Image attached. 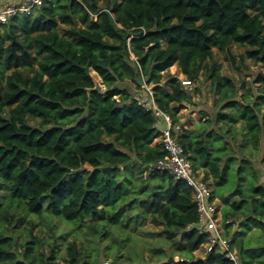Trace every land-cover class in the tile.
Instances as JSON below:
<instances>
[{
	"label": "trees",
	"instance_id": "1",
	"mask_svg": "<svg viewBox=\"0 0 264 264\" xmlns=\"http://www.w3.org/2000/svg\"><path fill=\"white\" fill-rule=\"evenodd\" d=\"M217 53L237 70L246 59L261 70L240 91ZM175 65L192 81L211 80L214 111L193 130L181 112L201 88L182 84ZM92 71L103 90L89 92ZM138 75L184 127L181 143L223 204V236L239 264H264V0H43L0 23V264H100L99 245L127 227L118 216L130 219L134 202L165 233L147 264H237L221 247L196 255L211 232L188 183L153 168L167 152L155 141L160 118L139 103L147 91ZM126 179L142 197L128 198ZM34 214L49 219L50 237L35 232ZM54 217L98 247L60 241ZM253 226L261 233L246 240ZM253 236L261 246L249 247ZM111 261L127 264L120 250Z\"/></svg>",
	"mask_w": 264,
	"mask_h": 264
},
{
	"label": "rangeland",
	"instance_id": "2",
	"mask_svg": "<svg viewBox=\"0 0 264 264\" xmlns=\"http://www.w3.org/2000/svg\"><path fill=\"white\" fill-rule=\"evenodd\" d=\"M232 51L234 54L239 55L244 52V49L236 45H233ZM216 58L220 65V71L225 75L233 76L240 85V91H243V89H245L246 85L244 82L253 79L255 73H257L258 70H261V66L256 64L254 60H251V59H246L245 61L247 65L249 66L248 68L245 67V64L243 66V63H242L240 64L241 70H237L232 65L226 53H217ZM169 71L170 73H173L176 76H178L180 79L187 78L186 75H184L179 69V67L176 65L171 67ZM92 75L94 76L95 81L98 80L102 84V78L101 76H99L97 72L92 71ZM200 78H202L200 81L194 80L193 83L187 87L188 89L195 88L196 86H199L201 88L200 94L197 95L196 100H195L197 104L187 105V109H185V113H188L187 116H191V114H193L194 111L192 110V106L196 107L197 109L203 106L205 109H208L207 111L209 112L214 111L213 103L215 100H214V96L212 95V92L210 91L211 80L204 79L201 73H200ZM104 87L105 86L103 85V89ZM254 87L258 88L259 85L255 84ZM144 96L145 94L141 97L142 100H144ZM258 152H259V155L260 153L262 154L264 152V140H263L262 148ZM144 174H146V171L144 172ZM128 177L131 178L133 177V175L128 174ZM129 188H130V182L128 179H126L124 180V184H123V192L127 193ZM132 194H135L134 196H137V197L143 196V193H141L140 191H137L136 193L128 192V198H130L129 195H132ZM218 201H219V206L221 208L223 204L220 198ZM133 205H134L135 213L134 215H132L130 219H128L126 213H121L118 216V221L122 223H126L127 227L126 228H121V227L112 228V236L115 237L114 239L118 240V237L119 238L123 237V241L121 240V243H119L118 241L120 240L117 241L112 238L111 239L108 238V239L103 240L101 242V245H99V247H103L99 249V251L101 252L100 255L101 256L104 255V259L102 260H105L106 258L109 260H112L114 257V254L117 253L118 250H120L121 255H123V259L127 261V264L129 263L147 264V259L150 257L152 253L150 251V248L156 242L155 240L158 241V240H161L163 237H165V233L162 232L161 224L157 225L150 218L146 219L147 218V208L140 205L138 202H134ZM34 215L29 216V218H32L35 221H40V225L37 227L35 232L40 233L44 238L50 237L51 230H50V223L48 222L49 219L41 218L37 216V214H34ZM54 219L57 220V223H58V231L56 232V234L62 233V236L59 238L60 241L65 242L66 238L72 239V240L77 239L79 242L84 241L86 245H88L91 248L98 247L96 238L92 236H87L86 230L79 231L77 233V236L74 234L71 235L69 232L71 231V226L74 224L73 222H70L65 219L61 220L56 217H54ZM0 222H1V219H0ZM24 227H26L25 223L21 225V229ZM222 229L223 231H226V226L222 225ZM20 239L21 237H19V240ZM106 246H108V248H105ZM206 252H207V248L205 245L201 247L200 249H198L195 253L197 256H204ZM153 257H156V253L153 254ZM178 259H180V257L176 256L175 260H178ZM115 264H120V261Z\"/></svg>",
	"mask_w": 264,
	"mask_h": 264
},
{
	"label": "built area",
	"instance_id": "3",
	"mask_svg": "<svg viewBox=\"0 0 264 264\" xmlns=\"http://www.w3.org/2000/svg\"><path fill=\"white\" fill-rule=\"evenodd\" d=\"M0 0V23H6L15 15H30L34 9L43 3V0ZM182 84L190 86L193 81L189 78L181 79ZM145 92L144 100L139 99L147 110L153 109L155 115L160 118L157 122L161 134L160 142L167 152L165 158L157 160L153 168L172 173L176 178L185 180L193 191V195L199 206V216L205 230L211 232L208 242L205 244L207 251L215 247H221L226 251L228 257L239 264L236 251L232 248L228 238L223 236V219L217 206L216 199L213 196L212 188L193 167L191 160L188 158L185 146L181 143V134L184 127L175 123L172 117L161 109L154 96L153 87L144 81L142 85ZM100 264H113L109 259L102 260Z\"/></svg>",
	"mask_w": 264,
	"mask_h": 264
},
{
	"label": "crops",
	"instance_id": "4",
	"mask_svg": "<svg viewBox=\"0 0 264 264\" xmlns=\"http://www.w3.org/2000/svg\"><path fill=\"white\" fill-rule=\"evenodd\" d=\"M14 1H16V0H10V1H7V2H14ZM18 1V0H17ZM185 109H187V107H185L183 110H182V112H181V120H182V122L184 123V126H185V129L186 130H193V129H195V127H196V124L198 123V122H202V121H204L206 118H202V114H206V113H208V109H205L203 106L200 108H196V107H193L192 106V110L194 111L193 112V114H191V116H187V114L188 113H185ZM211 110V109H210ZM202 113V114H201ZM186 115V116H185ZM156 142H160V139L159 138H157L156 140H155ZM216 199V203H217V206H218V208H219V210H220V213H221V208H220V206H219V198H215ZM222 215V214H221ZM254 232L256 233V234H260L261 233V229H258L256 226H253V230H249L248 231V233H247V235H246V237H245V239L247 240L248 239V237L249 236H251V235H253L254 234ZM264 234V233H263ZM261 238H263V235L261 234ZM256 241V239L254 238V236L253 237H251V240H250V242L252 243V244H250L249 245V247H259V246H261V244H258V243H255V244H253V242H255ZM263 245V244H262ZM254 264H256V263H254Z\"/></svg>",
	"mask_w": 264,
	"mask_h": 264
},
{
	"label": "water",
	"instance_id": "5",
	"mask_svg": "<svg viewBox=\"0 0 264 264\" xmlns=\"http://www.w3.org/2000/svg\"><path fill=\"white\" fill-rule=\"evenodd\" d=\"M137 79H138V82L140 83V85H143L144 84V81H143V79L141 78V76H137ZM91 90H98V91H101V90H103V85L98 81V80H96V86L92 89V88H90L89 89V92L91 91Z\"/></svg>",
	"mask_w": 264,
	"mask_h": 264
}]
</instances>
